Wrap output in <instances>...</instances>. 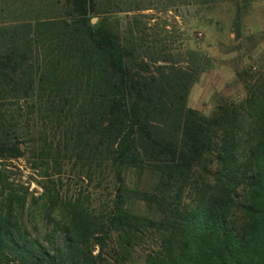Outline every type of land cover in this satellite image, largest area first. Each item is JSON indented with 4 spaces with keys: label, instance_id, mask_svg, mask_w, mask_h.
<instances>
[{
    "label": "trees",
    "instance_id": "trees-1",
    "mask_svg": "<svg viewBox=\"0 0 264 264\" xmlns=\"http://www.w3.org/2000/svg\"><path fill=\"white\" fill-rule=\"evenodd\" d=\"M213 1L0 0V264H264V68L204 115L129 15Z\"/></svg>",
    "mask_w": 264,
    "mask_h": 264
},
{
    "label": "rangeland",
    "instance_id": "rangeland-1",
    "mask_svg": "<svg viewBox=\"0 0 264 264\" xmlns=\"http://www.w3.org/2000/svg\"><path fill=\"white\" fill-rule=\"evenodd\" d=\"M246 3L250 5L242 9ZM238 9L241 21L237 26ZM129 15H140L148 35L158 34L164 46L179 53V65L196 66L200 78L189 106L204 115L210 116L224 102L243 99L244 80L264 68V0H214L209 5ZM15 165L28 174L24 162Z\"/></svg>",
    "mask_w": 264,
    "mask_h": 264
},
{
    "label": "water",
    "instance_id": "water-1",
    "mask_svg": "<svg viewBox=\"0 0 264 264\" xmlns=\"http://www.w3.org/2000/svg\"><path fill=\"white\" fill-rule=\"evenodd\" d=\"M96 21H97V18H93V19H92V22H93V23H96Z\"/></svg>",
    "mask_w": 264,
    "mask_h": 264
}]
</instances>
